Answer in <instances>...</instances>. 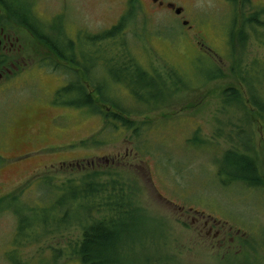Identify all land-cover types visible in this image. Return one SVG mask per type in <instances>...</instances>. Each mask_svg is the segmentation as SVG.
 Listing matches in <instances>:
<instances>
[{"label":"rangeland","instance_id":"374dc122","mask_svg":"<svg viewBox=\"0 0 264 264\" xmlns=\"http://www.w3.org/2000/svg\"><path fill=\"white\" fill-rule=\"evenodd\" d=\"M138 1L137 25L130 21L124 37L114 41L122 49L125 38L144 69L165 77L170 95L134 116L135 124L142 123L136 136L133 128L106 127L92 109L70 106L62 95L56 104L55 93L69 76L44 66L40 59L47 49L18 27L28 64H35L0 84V196L31 186L45 172L66 178L88 168L116 171L135 183L136 206L145 217L130 228L133 239L120 245L132 264H264V115L250 103L251 94L264 98V26L243 27L244 18L264 7V0H251L254 5L246 7L238 0H188L192 14L185 23L167 6ZM28 2L44 21L57 16L73 39L80 31L111 28L128 8V0ZM139 18L146 22L145 34ZM257 19L264 23V15ZM212 62L224 76L202 85ZM108 75L103 76L109 81ZM87 81L86 90L94 91V82ZM115 85L120 104L133 106L129 93ZM230 86L240 91L233 103L222 93ZM239 138L252 143L246 152L260 186L236 178L244 173L238 156H223L228 150L241 152ZM15 224L11 213L0 211V264H11L6 254ZM217 229L226 234L223 248L215 245ZM78 233L70 230L24 246L20 264H81L67 250ZM51 247L62 251L53 255Z\"/></svg>","mask_w":264,"mask_h":264},{"label":"trees","instance_id":"16d2710c","mask_svg":"<svg viewBox=\"0 0 264 264\" xmlns=\"http://www.w3.org/2000/svg\"><path fill=\"white\" fill-rule=\"evenodd\" d=\"M16 1L0 0L5 14L10 17V23L24 27L34 40L47 49L44 50L47 57L40 59L44 66L54 71L62 69L69 76L67 83L56 91L55 103L60 102L59 95H62V102L70 106L92 109L103 118L106 127L133 128L134 136L139 135L142 123L135 124L134 116L148 112V104L152 105L150 102L165 101L170 95L163 80L165 77L144 69L127 49L128 41L125 38L122 49L114 41L118 35L124 37L125 25L131 22L137 25L135 10L139 1L128 0L125 14L111 28L93 34L80 31L74 39L66 35L62 23L57 24V16L49 22L44 21L33 13L28 0H20L22 4ZM239 2L244 7L248 5L247 0ZM261 15H264V8L243 17V27L249 24L254 29L255 22L260 27L264 26L257 19ZM139 21L145 34L146 22L141 18ZM58 25H61L60 32L56 30ZM96 69L100 71L98 76ZM203 73L202 85L224 76L213 62ZM102 74H109V81ZM173 74L187 87V83L175 71ZM87 80L94 82L95 94L86 90ZM115 84L121 85L129 93L133 106L124 107L119 102L120 98H115ZM222 93L229 103L239 100L240 91L234 86L224 88ZM261 96L251 94L250 103L263 117L264 98ZM239 139L241 152L228 150L223 156H238L236 158L244 166V175L241 173L236 178L248 185H254L250 184L253 179L260 186L263 182L256 171V164L246 152L251 150L252 143ZM192 141H198L196 135ZM45 173L33 179L31 186L27 184L0 196V211L11 213L16 222L12 247L6 254L9 262L20 264V249L26 245L78 230V237L70 241L67 250L81 264H132L123 256L125 251L120 245H126L125 241L133 239L130 228L135 221L145 218L136 206L135 183L116 171L92 168L66 178L51 177ZM102 212H105V216ZM49 249L53 255L62 251L54 247Z\"/></svg>","mask_w":264,"mask_h":264},{"label":"flooded vegetation","instance_id":"af4514ba","mask_svg":"<svg viewBox=\"0 0 264 264\" xmlns=\"http://www.w3.org/2000/svg\"><path fill=\"white\" fill-rule=\"evenodd\" d=\"M150 1L151 3L157 5V7L167 6L169 9L172 10L171 12H173L172 14H174L175 17H182V19H185L186 16L192 14L191 9H189L187 6L189 3L188 0H184V1L180 0L181 3L180 5H176V3L173 2V0H169L166 2L163 0H150ZM226 1L228 3H231L233 0H226ZM247 1H248L247 2L248 5L252 4L251 0H247ZM0 8H1L0 11V84H1L3 83L2 81H5L6 79L10 80L11 77L12 78L20 77V75L25 71L27 66L35 63L28 64L29 59L25 53L27 47L21 41V34H19L20 31L18 27H21L24 30L25 28L17 24L12 25L10 23L9 15L5 14L6 11L1 5ZM185 22H187L186 19L184 20V23ZM179 209H181V207ZM210 229L212 228L210 227ZM210 229L207 230V233L210 232ZM213 238L216 239L215 245H218L219 248H223L225 246L224 244L226 241L225 240L226 234L223 231H221V229H217L213 232Z\"/></svg>","mask_w":264,"mask_h":264}]
</instances>
